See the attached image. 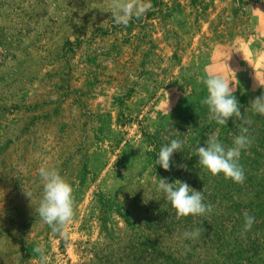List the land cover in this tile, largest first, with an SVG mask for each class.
<instances>
[{"label": "rangeland", "instance_id": "374dc122", "mask_svg": "<svg viewBox=\"0 0 264 264\" xmlns=\"http://www.w3.org/2000/svg\"><path fill=\"white\" fill-rule=\"evenodd\" d=\"M150 2L124 26L109 0H0V264H39L40 244L48 264H264V116L251 108L264 0ZM209 71L232 80L250 124L209 120ZM245 127L242 184L198 164L209 135L230 148ZM173 139L165 171L154 161ZM42 165L73 188L67 239L36 211ZM159 178L202 191L212 212L177 219Z\"/></svg>", "mask_w": 264, "mask_h": 264}, {"label": "clouds", "instance_id": "9594fccd", "mask_svg": "<svg viewBox=\"0 0 264 264\" xmlns=\"http://www.w3.org/2000/svg\"><path fill=\"white\" fill-rule=\"evenodd\" d=\"M151 8L150 0H109V11L116 25L127 26L133 17L139 18ZM255 80L258 86L264 88V81L256 77ZM202 82L206 86L207 95L201 100V105L207 106L210 121L224 126L228 124L230 118L235 116L243 120L245 124L251 123L241 114L239 102L234 95L236 89L232 80L218 72L209 71ZM251 108L264 116V94L251 102ZM218 132L219 129L209 135L206 147L196 148V156L199 157L198 164L214 176L222 173L226 179L242 184L245 174L239 163V157L241 151L251 144L250 138L246 135L248 129L246 127L241 129V134L234 137L233 146L230 148H226L219 142ZM182 144V141L173 139L170 144L162 146L157 155L158 159L154 161L155 165H160L165 171H169L173 153L179 151ZM181 167L186 166L181 165ZM38 173L42 181L43 192L36 211L53 232L67 239L68 225L73 219L75 210L73 188L54 167L42 165ZM157 191L162 192L167 201L171 203L177 219L189 215L206 216L212 212V205H206L203 202L202 191L192 189L186 182L177 180L169 183L166 179L159 178ZM25 194L32 198L30 191H25ZM254 220V217L245 213V231L252 227ZM200 236L201 229L199 228L184 233L185 238L198 239ZM33 251L38 254L39 264H48L49 257L43 244L37 245Z\"/></svg>", "mask_w": 264, "mask_h": 264}]
</instances>
